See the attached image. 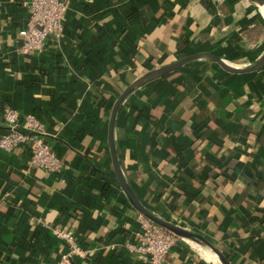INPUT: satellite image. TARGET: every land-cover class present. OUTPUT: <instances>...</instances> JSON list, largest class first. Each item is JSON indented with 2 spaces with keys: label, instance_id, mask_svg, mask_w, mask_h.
Here are the masks:
<instances>
[{
  "label": "crops",
  "instance_id": "obj_1",
  "mask_svg": "<svg viewBox=\"0 0 264 264\" xmlns=\"http://www.w3.org/2000/svg\"><path fill=\"white\" fill-rule=\"evenodd\" d=\"M28 18L29 0H0V132L5 106L35 114L68 168L27 175L26 147L0 151V264L58 261L68 248L54 224H67L93 253L73 264H146L124 248L139 211L113 170V103L137 77L190 52L252 63L264 52V7L250 0H66L61 36L29 55L18 51ZM115 142L148 209L203 234L233 264H264V65L230 73L195 60L151 80L120 106ZM165 264L221 262L180 240Z\"/></svg>",
  "mask_w": 264,
  "mask_h": 264
},
{
  "label": "built area",
  "instance_id": "obj_2",
  "mask_svg": "<svg viewBox=\"0 0 264 264\" xmlns=\"http://www.w3.org/2000/svg\"><path fill=\"white\" fill-rule=\"evenodd\" d=\"M65 10L66 0H29V18L18 51L33 54L41 51L49 38L58 39L63 32ZM3 121L6 130L0 132V151L9 152L16 146L26 147L30 157L25 174L30 175L36 167L51 174H59L68 168L46 141L44 124L35 114L22 116L17 109L5 106ZM10 195L9 190L4 192V197ZM136 219L139 227L133 238L124 243V248L146 264H165L169 253L181 239L140 212ZM51 231L65 242L68 250L60 255L58 261L49 264H73V257L88 259L92 256V251L84 247L67 224H54Z\"/></svg>",
  "mask_w": 264,
  "mask_h": 264
},
{
  "label": "water",
  "instance_id": "obj_3",
  "mask_svg": "<svg viewBox=\"0 0 264 264\" xmlns=\"http://www.w3.org/2000/svg\"><path fill=\"white\" fill-rule=\"evenodd\" d=\"M260 6L264 7V0H250ZM195 60H209L214 63H216L221 69L230 72V73H247L255 71L259 68H261L264 65V52L250 64L247 65H235L232 64L216 53L212 51H194L187 53L172 62L162 64L160 66H157L153 69L148 70L141 76L137 77L135 80L130 82L118 95L116 100L113 103L109 121H108V143H109V150L113 165V170L116 174L117 181L120 185V187L125 192L127 198L129 199L130 203L133 205L135 209H137L140 213H142L144 216H146L151 221L167 228L171 232H173L175 235H177L181 240L184 241H191L201 247H204V249L208 252L214 255L221 264H233L229 258L226 256V254L218 247L216 246L210 239H208L203 234L193 231L189 228H187L185 225L178 223L177 221L170 220L163 218L160 215H157L156 213L152 212L150 209H148L138 198L136 193L134 192L133 188L131 187L130 183L128 182L121 163L119 161L117 148H116V142H115V123L116 118L118 114V110L124 100L136 89L140 88L144 84L150 82L151 80H154L156 78H160L162 76H165L173 71L178 70L179 68L183 67L187 63Z\"/></svg>",
  "mask_w": 264,
  "mask_h": 264
},
{
  "label": "trees",
  "instance_id": "obj_4",
  "mask_svg": "<svg viewBox=\"0 0 264 264\" xmlns=\"http://www.w3.org/2000/svg\"><path fill=\"white\" fill-rule=\"evenodd\" d=\"M178 46H179V48H181L182 44L179 42ZM170 57H172V56H170ZM254 186L255 185L253 183H251V187L253 188Z\"/></svg>",
  "mask_w": 264,
  "mask_h": 264
},
{
  "label": "bare ground",
  "instance_id": "obj_5",
  "mask_svg": "<svg viewBox=\"0 0 264 264\" xmlns=\"http://www.w3.org/2000/svg\"><path fill=\"white\" fill-rule=\"evenodd\" d=\"M263 9V8H262Z\"/></svg>",
  "mask_w": 264,
  "mask_h": 264
}]
</instances>
